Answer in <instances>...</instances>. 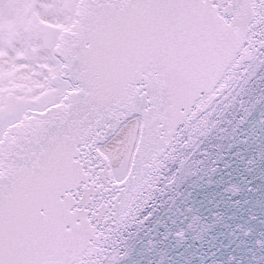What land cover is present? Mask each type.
Returning a JSON list of instances; mask_svg holds the SVG:
<instances>
[{"label": "snow or ice", "instance_id": "1", "mask_svg": "<svg viewBox=\"0 0 264 264\" xmlns=\"http://www.w3.org/2000/svg\"><path fill=\"white\" fill-rule=\"evenodd\" d=\"M0 264H264V0H0Z\"/></svg>", "mask_w": 264, "mask_h": 264}]
</instances>
